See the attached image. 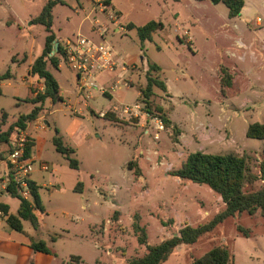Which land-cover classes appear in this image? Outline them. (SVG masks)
Returning a JSON list of instances; mask_svg holds the SVG:
<instances>
[{
    "label": "rangeland",
    "instance_id": "rangeland-1",
    "mask_svg": "<svg viewBox=\"0 0 264 264\" xmlns=\"http://www.w3.org/2000/svg\"><path fill=\"white\" fill-rule=\"evenodd\" d=\"M48 1L0 0L2 130L33 109L26 99L29 91L38 89V85L32 84L28 88L31 81L37 80L29 75V71L41 56L47 37L44 25L34 23V19ZM248 1L254 6L251 30H243L244 40L247 42L253 37L257 46H264V32L259 37L254 34L258 29L257 18H264L259 12L261 2ZM211 3L210 0L204 3L195 0H112V7L122 14L119 18L111 8L103 12L96 0H65V4L54 8L53 30L60 44L80 34L102 41L113 50L117 64L115 71H107L97 78L98 85L113 97L98 89L91 90L90 97L87 92L80 94L77 76L64 60L60 61L59 71L50 67L60 83L64 103H47L42 116L27 126V131L41 143V154L33 160L31 176L40 186L44 206V211L37 213L40 230L35 231L30 222L24 221V232L19 233L2 217L0 264H33L35 253L25 260L26 253L20 247L29 248L32 241L40 240L56 255L44 264H76L72 257H80V264H96L97 259L101 264H124L128 259L146 253V246L139 244L133 228L138 215L149 245L171 238L186 224L195 226L209 221L224 209L221 197L206 185L183 181L173 175L187 155L198 149L205 153L247 156L250 172L259 179L245 190L257 191L264 185L261 174L264 140L246 137L250 123L264 120V105L245 114L237 109V115L231 112L223 120L214 115L216 103L222 99L218 67L236 65L239 74L250 71L251 76H247L241 87L243 93L232 100L239 108L246 100L245 96L255 98L249 86L264 92V55L254 48L257 57L253 59L251 51L239 50L232 40L225 39L219 26L228 20L227 8L223 3L215 6ZM150 21H162L164 29L153 34L152 40L145 42L142 48L136 28ZM129 24L135 28L128 30ZM119 26L125 31L118 32ZM103 28L107 31L101 39ZM232 32L233 36H238L236 30ZM227 50L235 56L227 55ZM244 52L247 58L242 62L238 56ZM150 64L160 67L158 76L173 96L155 88L152 108L164 107L167 116L174 123L182 124L191 136L189 139L200 148L196 144L188 148L187 142L178 145L174 138L179 141V135L172 127L165 126L156 138L158 131L151 118L143 125V120L120 115L123 107L143 101L139 89L146 86L145 75ZM112 107L113 111H107ZM102 110L107 111L103 118L98 116ZM108 114L115 117L113 122L106 120ZM195 115L198 122H202L200 131L191 126ZM156 116L155 113L153 117ZM209 122L215 125L227 123L229 127L216 128ZM56 130L65 146L75 150L72 158L79 162V169H71L68 161L56 152L53 144ZM131 161L137 164L140 175L135 169L130 170ZM42 165L48 169L43 170ZM79 182L83 183L81 190L77 187ZM0 203L9 205L11 214L17 215L18 198L0 190ZM113 209H118L121 214L115 216V223L106 222ZM218 245L229 247L234 264H264V217L258 212L254 216L243 214L229 218L197 244L176 249L164 264H190Z\"/></svg>",
    "mask_w": 264,
    "mask_h": 264
},
{
    "label": "trees",
    "instance_id": "trees-1",
    "mask_svg": "<svg viewBox=\"0 0 264 264\" xmlns=\"http://www.w3.org/2000/svg\"><path fill=\"white\" fill-rule=\"evenodd\" d=\"M210 1L215 4L223 3L228 9L229 18L238 17L245 5L244 0ZM63 4H65V0H49L40 14L34 19V23L44 25L47 37L43 52L31 65L30 73L43 81L44 89L38 92L35 97L28 99V102L33 105V109L29 114L21 115L18 120L12 123L6 130L0 129V151L5 150L15 133L25 130L30 122L42 116L47 103L54 105L61 100L59 84L51 72L50 67L58 70L60 61H65L61 44H59V51L51 55L55 50L56 43H59L53 30V10L57 5ZM127 28L128 30H132L135 26L129 24ZM163 29L164 24L162 21H150L143 26L137 27L136 32L141 47L144 48L145 42L151 41L153 34ZM160 70L157 64L149 65L145 75L146 86L145 88L139 89V92L147 105L149 113L153 114V112H155L165 126L169 128L172 126V123L164 109L161 106H156L154 109L152 108V99L155 96L154 89L160 88L165 92L167 91L165 82L158 76ZM221 82L225 87H229L232 84V76L226 69H222ZM32 93H34V91H32ZM107 118L112 121L115 119L111 114H108ZM173 129L176 131L177 135L180 134L177 127H173ZM246 137L264 140V124L258 122L249 124ZM174 141L179 142L177 137L174 138ZM53 144L56 152L68 161L71 169H79V162L72 158V155L75 154V150L65 146L62 138L59 136L58 130H56V136L53 138ZM33 146L34 141L31 140L27 150L28 156H31ZM128 166L130 170L135 169V172L140 175L139 168L135 162L131 161ZM261 174L264 175V167H262ZM173 175L183 181L198 185H206L221 197L225 204L224 209L205 223H200L195 226L186 224L179 230L178 234L173 235L171 238L157 245H149L147 243L148 237L146 230L144 227L140 226L136 220L133 228L139 244L146 246V253L140 257H132L124 264H164L169 260L176 249L184 245L191 246L197 244L203 236L212 233L229 218L241 216L243 214L254 216L258 212L264 217V185L257 191L245 190L246 186L254 184L259 179L257 175L250 172L248 158L245 155L211 154L202 151L193 152L187 155L181 167ZM77 187L81 190L83 183L79 182ZM30 188L32 191V199L28 201L22 199L18 195L13 184L8 187V195L20 200L17 215L10 213L9 205L0 203V209L4 212V218H6L7 224L12 230L19 233L24 232V221L30 222L35 231L40 230V221L35 213V211H44L40 196V187L35 182L30 181ZM240 230L242 229L240 228ZM245 234V236L248 237L247 232ZM29 247L33 253L41 252L54 255V252L42 240L32 241ZM72 259L76 261V264H80L81 262L80 257H73ZM96 264L101 263L97 260ZM190 264H234V256L228 246L218 245L211 248L200 258L193 259Z\"/></svg>",
    "mask_w": 264,
    "mask_h": 264
},
{
    "label": "built area",
    "instance_id": "built-area-1",
    "mask_svg": "<svg viewBox=\"0 0 264 264\" xmlns=\"http://www.w3.org/2000/svg\"><path fill=\"white\" fill-rule=\"evenodd\" d=\"M108 1L96 0L103 12L108 8L106 6ZM106 31L107 29L104 28L100 31L99 37L101 39H103ZM117 31H125V28L119 26ZM61 46L65 62L77 76L79 91L81 93L87 92V97L91 96L90 91L93 89H98L103 94H106L108 91L98 85L97 78L107 71H115L117 64L113 50L102 41L97 42L80 34L72 39L64 40ZM53 54L54 52L51 55ZM120 68L124 69V67ZM99 115L103 118L106 114L105 112H100ZM120 115L128 119L143 120V125L147 123L146 120L151 118V121L155 122V127L158 131L155 135L156 138L159 137L160 131L165 130L163 121L158 115L153 117L155 115L154 112L153 114L149 113L144 101L123 107ZM30 141L31 137L27 129L21 130L14 134L5 150L0 151V178L2 180L0 190L5 191L8 195V187L13 184L18 195L28 201L32 199L30 181L33 173V159L27 154ZM42 169L47 170L48 168L42 166ZM2 217H4V212L0 209V219Z\"/></svg>",
    "mask_w": 264,
    "mask_h": 264
},
{
    "label": "crops",
    "instance_id": "crops-1",
    "mask_svg": "<svg viewBox=\"0 0 264 264\" xmlns=\"http://www.w3.org/2000/svg\"><path fill=\"white\" fill-rule=\"evenodd\" d=\"M195 1L198 2V3H204L207 0H195ZM247 1L248 0H244V3H245L244 8L242 9V11H241V13H240V15L238 17L229 18L228 12H227L228 20H226L223 24H221L219 26V30H220L221 35L225 39H227L228 41L229 40H232V44H233L234 47H236L239 50L251 51L250 56L253 59H255L257 57V54L255 53L254 48H257V50L258 51H261L263 53V55H264V52H263L264 51V46H259V45L257 46L256 45V39L253 38V37L250 40H247V42L244 40L245 38L243 37V30L244 29L251 30L250 25H251V22H252V8L254 6V5H252L251 1H248V2ZM260 2H261V8H259V12L264 17V0H260ZM107 4H108V8L109 9L111 8V11L112 12L116 13L117 15H119L118 18L122 15L118 10H116L114 7H112V0L108 1ZM211 5L212 6H215L216 4L212 2ZM227 11H228V9H227ZM263 22H264V18H263V20H260V18H257L256 27H258V29H256L255 32H254L255 35H258L257 37H259V35H261L262 32H264ZM233 30H236L238 32V34H237L238 36L237 37L233 36V32H232ZM239 34H240V36H239ZM57 39H58V37H57ZM59 44H60V42H59ZM190 44H192V42ZM227 55H231L232 57H234L235 56V53L231 52L230 50H227ZM260 57H262V56H260ZM246 58H247V54L245 52L243 53V55L238 56V59L240 61H242V62L245 61ZM60 68H61V65L59 66V69L57 71H59ZM51 69L52 68H50V70ZM222 69H226L230 73V75L232 76V84L229 87H225L224 85H222V82H221L222 81ZM238 70H239V68L236 65L232 66L231 68L230 67H225V66H219L218 67V71L220 72V75H221V76L219 75L218 82L221 85V95H222V99L219 102L216 103L217 112H215L214 115H217L219 117V119H221V120H223V117L224 116H227L228 117V115L231 112H234L235 115H237V113H236L237 109H241L242 112H243V114H245V113H251V112L255 111L256 109L259 110L260 109V106L261 105L262 106L264 105V92L262 93V92H260L258 90H255V89H258V88L252 87V86H249L248 88H250V91L253 93V95L255 96V98L252 99V97H250V96H247V97L245 96L246 100L240 104V107L239 108H238V106L234 105V103L232 102V100L237 99L238 97H240L241 93H243V92H241L242 91L241 90V87L245 84V82H243V81H246L248 79L247 76H251L250 71H244V74H239L238 73ZM121 71L122 72H126V70H123V68H122ZM102 74H104V73H102ZM29 75L32 76L33 78H36L37 80L31 81L28 84V88L32 84L38 85V89L29 91V94L30 95H29L28 98L31 99L32 97H35L38 92L43 91L44 84H43V81L42 80H39L37 76L32 75L30 73V71H29ZM101 75H99L98 78ZM240 80H242V81H240ZM57 82H58V80H57ZM58 84H59L60 96H61V100L59 102L64 103V98L61 95V86H60V83L59 82H58ZM77 85H78V81H77ZM166 86H167V84H166ZM262 90H263V88H262ZM32 91H34V93H32ZM154 92H155V90H154ZM166 93L170 94L169 89H168V86H167ZM80 94H82V93L80 92ZM106 95L108 97H110V98L113 97V95H111L108 92H107ZM170 96H172V95L170 94ZM28 98L26 99L27 102H28ZM162 108L164 109V107H162ZM113 110H114V107L108 109L107 111H113ZM107 111H103L102 110L100 112H107ZM75 113H76V111H75ZM92 113L94 115H96V113H95L94 110H92ZM99 113H98V116L101 117L99 115ZM78 114H80V113H78ZM82 114L83 113L81 112V115ZM168 118L170 119L169 115H168ZM194 118H195V121L191 124V126L195 130L197 128L198 131H200L199 125H202L201 124L202 122H198L200 120H198L197 115H195ZM106 120L109 121V122H113L112 120H109L108 118ZM44 122H45V124L48 125V122H46V121H44ZM257 122L258 123H261V124H264V120H259ZM171 123H172V126H171L172 128L173 127H177L178 130L180 131V134H179V143L177 142L178 145H180V143L183 144V143L187 142L189 144L188 145V148H190L191 145H193V144L198 145L197 147L200 148L199 147L200 145L198 143H195V142H193V140L189 139L191 136L186 132V130H184V127L182 126V124H176L172 120H171ZM209 123H211V122H209ZM211 124L214 127H216V128H219V127H229L227 123L221 124L219 122L216 125L213 124V123H211ZM250 124H252V123H250ZM196 125H198V127ZM131 126L134 128V127L139 126V125H135V126L129 125V127H131ZM140 127H141V124H140ZM28 133H29V135L31 137V140L34 141V146L32 148L31 157H32L33 160H36L40 156V154H41L40 153V149H41L40 144L41 143L38 140L35 139V137L33 136V133L32 132H29V130H28ZM198 151L204 152L202 149H198ZM31 181L35 182L32 178H31ZM116 210H118V209H115V210L113 209V211L115 212V215H113L114 214V212H113V214L110 215V217L107 218V221L106 222H108V220H110L111 222L113 221V223H115V221H117V217H115V216L117 214H119L120 211L119 210L116 211ZM10 213H11V210H10ZM35 213L37 214L38 212L35 211ZM37 216H38V214H37ZM137 221H138V223L140 221V216L139 215H138V220ZM104 222L105 221H102V223H104ZM135 222H136V220L134 221V223ZM134 223H133V225H134ZM20 249H22L26 253L25 260H26V258H27V260H29L30 257H31V253H32V250L30 249V247L28 248L26 246L21 245ZM52 255L51 254L41 253V252H36L34 254L33 264H44V262H46V261H51L52 260V257H51ZM53 256H56L55 253H54ZM72 260H74V259H72ZM97 260H99V259H97Z\"/></svg>",
    "mask_w": 264,
    "mask_h": 264
},
{
    "label": "water",
    "instance_id": "water-1",
    "mask_svg": "<svg viewBox=\"0 0 264 264\" xmlns=\"http://www.w3.org/2000/svg\"><path fill=\"white\" fill-rule=\"evenodd\" d=\"M59 51V43H56L54 53H57Z\"/></svg>",
    "mask_w": 264,
    "mask_h": 264
}]
</instances>
